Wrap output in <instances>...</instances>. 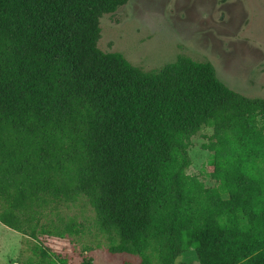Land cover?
Instances as JSON below:
<instances>
[{
  "label": "trees",
  "instance_id": "1",
  "mask_svg": "<svg viewBox=\"0 0 264 264\" xmlns=\"http://www.w3.org/2000/svg\"><path fill=\"white\" fill-rule=\"evenodd\" d=\"M127 1L0 0V223L32 241L20 264H69L46 240L84 232L64 215L80 199L137 264H264V99L209 62L100 50ZM203 129L212 188L187 173Z\"/></svg>",
  "mask_w": 264,
  "mask_h": 264
},
{
  "label": "rangeland",
  "instance_id": "2",
  "mask_svg": "<svg viewBox=\"0 0 264 264\" xmlns=\"http://www.w3.org/2000/svg\"><path fill=\"white\" fill-rule=\"evenodd\" d=\"M97 46L103 52H118L144 71L159 69L186 56L209 62L230 89L251 98L264 99V0H128L115 13L100 19ZM210 129L191 139V165L187 173L206 187L210 153L203 148ZM64 215L83 225L79 236L50 238L54 255L69 264H137L139 258L111 254L109 242L96 232L94 213L85 199L69 205ZM32 241L0 223V264H20L32 256ZM186 261L198 264L192 252ZM52 264H60L54 261Z\"/></svg>",
  "mask_w": 264,
  "mask_h": 264
}]
</instances>
